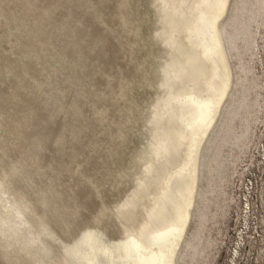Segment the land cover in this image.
Returning a JSON list of instances; mask_svg holds the SVG:
<instances>
[{
  "label": "bare ground",
  "instance_id": "obj_1",
  "mask_svg": "<svg viewBox=\"0 0 264 264\" xmlns=\"http://www.w3.org/2000/svg\"><path fill=\"white\" fill-rule=\"evenodd\" d=\"M260 3L0 0V264H191Z\"/></svg>",
  "mask_w": 264,
  "mask_h": 264
},
{
  "label": "rangeland",
  "instance_id": "obj_2",
  "mask_svg": "<svg viewBox=\"0 0 264 264\" xmlns=\"http://www.w3.org/2000/svg\"><path fill=\"white\" fill-rule=\"evenodd\" d=\"M253 12L254 49H238L248 81L244 79V83L251 85L244 90L246 102L254 99L253 107L245 130L237 128L241 130L238 141L220 147L223 178H216V189L210 193L205 226L191 264H264V0L253 6Z\"/></svg>",
  "mask_w": 264,
  "mask_h": 264
}]
</instances>
